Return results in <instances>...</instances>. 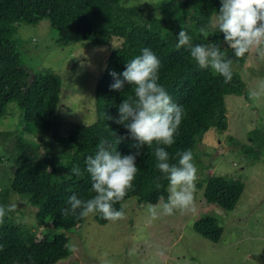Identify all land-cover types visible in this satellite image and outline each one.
Masks as SVG:
<instances>
[{"label": "trees", "instance_id": "obj_1", "mask_svg": "<svg viewBox=\"0 0 264 264\" xmlns=\"http://www.w3.org/2000/svg\"><path fill=\"white\" fill-rule=\"evenodd\" d=\"M220 7V0H158V15H150L139 6H125L121 0H0V118L5 115L8 104L15 103L21 112L24 132L12 143L16 154L23 146L37 147V143L24 136L36 135L56 129L61 118L56 115L60 97V77L46 69L24 67L15 39L20 22L35 24L47 19L64 41H86L91 46L109 45L113 39L119 43L112 47L104 59L94 89L95 118L90 124L74 125L66 137L70 150L53 152L14 166L7 184L0 189V205H10V197L23 199L33 211L35 223L49 224L43 234L37 236L31 225L21 223L13 213H8L0 223V264H56L69 253V237L74 228L84 224L85 219L62 215L68 207L66 201L73 194L88 199L94 195L89 191L90 177L85 161L96 152L100 138L108 137L114 143L116 136L126 137L117 146L122 154H130L135 143L126 129L113 119L118 116V105L125 96L132 94L125 83L123 90H113L110 72L120 74L126 62L150 48L159 58V83L172 96L173 101L184 108V118L175 136V143L166 147L170 157L179 150L191 149L198 169L195 186L202 188L204 200L209 204L229 210L233 209L243 188L238 179L219 175H204L206 162L196 160L194 148L210 128L223 132L227 129L225 95L245 86L238 67L248 56L235 58L231 49H222L233 61V79L225 83L224 78L210 69H200L191 59L187 47L177 49V35L184 25L192 37V43L208 44L223 41V34L209 29L205 37L200 27L206 26ZM191 18V23L186 21ZM226 47V46H225ZM16 55V56H15ZM122 79V77H121ZM53 146V145H51ZM155 144L153 145V148ZM242 154L254 160L259 150L242 145ZM170 163H175L170 159ZM0 163L2 158L0 156ZM137 174L134 191H129L121 205L130 198L138 204H156L161 197L167 199L166 179L157 189L156 181L161 173L156 169L152 149L145 147L137 157ZM79 167L80 175L71 169ZM22 214V212H20ZM98 224L108 220L93 215ZM194 231L200 236L217 242L223 232L217 217L202 215L193 222ZM33 244H36L33 247Z\"/></svg>", "mask_w": 264, "mask_h": 264}, {"label": "rangeland", "instance_id": "obj_2", "mask_svg": "<svg viewBox=\"0 0 264 264\" xmlns=\"http://www.w3.org/2000/svg\"><path fill=\"white\" fill-rule=\"evenodd\" d=\"M125 6H139L158 15V0H121ZM15 39L24 67L46 69L61 79L60 97L55 109L61 123L56 129L24 136L37 147L23 146L16 154L11 145L24 132L21 112L10 103L0 118V189L5 187L16 164L70 150L66 137L74 125L94 121V89L110 49L119 43L91 46L86 41H64L47 19L35 24L20 22ZM16 56V55H15ZM245 86L225 95L227 129L210 128L194 148L196 160L206 162L204 175L238 179L243 183L233 209L225 210L204 200L202 188L195 186L193 206L173 215L150 218L148 208L127 200L125 218L98 224L93 215L74 228L69 237L70 253L56 264H264V62L254 51L238 67ZM258 95L250 98L251 92ZM53 145V146H51ZM259 150L258 160L243 155L241 146ZM10 205L21 223L31 225L36 235L49 224L35 223L26 202L12 195ZM22 212V214H20ZM218 218L223 232L217 242L200 236L193 222L202 215ZM36 244H33V247ZM75 246V251L71 250Z\"/></svg>", "mask_w": 264, "mask_h": 264}, {"label": "clouds", "instance_id": "obj_3", "mask_svg": "<svg viewBox=\"0 0 264 264\" xmlns=\"http://www.w3.org/2000/svg\"><path fill=\"white\" fill-rule=\"evenodd\" d=\"M186 23H191L190 17ZM180 29L176 48L187 47L191 59L200 69L212 70L222 76L226 84L233 79V61L226 57L222 49H231L235 58H242L254 51L257 59L264 62V0H220L216 14L199 31L205 37L209 29L222 33V42L193 45L184 25ZM160 67L157 55L145 47L140 55L126 62L122 73L110 72L114 79L110 88L123 90L127 83L132 94L125 96L118 105V116L108 119H113L126 129L129 138L135 142L129 147L135 151L122 155L116 145L126 137H118L114 131L112 135L117 138L115 143L108 137L100 138L96 152L85 161L91 183L89 191L94 195L83 199L73 194L66 201L68 207L63 209L62 215L81 220L90 215H99L110 222L124 219V206L121 205L118 210L115 205L123 201L129 191L135 190L136 160L145 147L152 149L155 167L161 173L156 181L157 189L162 187L160 179L168 181L167 199L165 201L161 197L162 203L149 206L150 218L155 220L160 215L170 216L177 210L184 211L193 206L198 179L193 153L191 149L179 150L174 157H170L166 150L175 143L185 112L183 106L175 103L159 83ZM257 95L253 91L250 98L254 99ZM170 159L176 162L170 163ZM71 171L76 175L81 174L79 167H73ZM14 210L15 205H0V223ZM71 250L75 251V246Z\"/></svg>", "mask_w": 264, "mask_h": 264}, {"label": "water", "instance_id": "obj_4", "mask_svg": "<svg viewBox=\"0 0 264 264\" xmlns=\"http://www.w3.org/2000/svg\"><path fill=\"white\" fill-rule=\"evenodd\" d=\"M109 56V53L107 54L106 58Z\"/></svg>", "mask_w": 264, "mask_h": 264}]
</instances>
